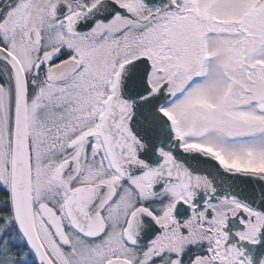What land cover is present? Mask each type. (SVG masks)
Segmentation results:
<instances>
[{
	"label": "snow or ice",
	"instance_id": "obj_1",
	"mask_svg": "<svg viewBox=\"0 0 264 264\" xmlns=\"http://www.w3.org/2000/svg\"><path fill=\"white\" fill-rule=\"evenodd\" d=\"M0 264H264V0H0Z\"/></svg>",
	"mask_w": 264,
	"mask_h": 264
}]
</instances>
